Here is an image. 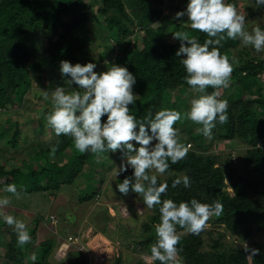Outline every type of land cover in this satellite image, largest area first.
Returning a JSON list of instances; mask_svg holds the SVG:
<instances>
[{"label": "trees", "instance_id": "1", "mask_svg": "<svg viewBox=\"0 0 264 264\" xmlns=\"http://www.w3.org/2000/svg\"><path fill=\"white\" fill-rule=\"evenodd\" d=\"M99 1L97 10L104 17V38L101 36L104 44L99 52L104 62L101 65L92 56H86V51L93 42L86 29L91 7L95 5L93 2L0 0V113L9 104H13L15 98L22 101L34 79L38 83L44 82L42 76L45 74L49 76L47 87L51 91L56 86L69 85L66 77H62L57 71L61 60L72 63L93 61L98 65V69H94L98 72L106 70L112 63L126 66L136 77L133 91L138 95L129 110L138 119L142 120L150 112L154 114L164 107L176 108L182 112L184 104L189 107L188 98L200 93L190 91L194 88L184 80L186 73L180 63L181 58L175 55L180 41L172 33L178 30L188 31L190 35H196L201 43L206 38V33L185 25L183 22L187 18L176 23L166 21L163 26L155 27L154 21L165 10L163 0L159 1L160 5H156L154 0ZM181 2L186 6L187 0H170L167 7L173 9ZM136 25L142 27L143 35L138 36ZM169 28L171 31L167 32ZM169 37L175 40L172 41ZM238 43V39H226L221 47L222 53L230 58L235 57L230 83L223 87L224 93L232 89L235 97L219 95L220 86L215 89L209 86L207 91L215 90L218 98L226 99L229 105L228 120L222 124L217 122L212 129V138L235 137L248 144L244 154L239 157L240 165L233 162L232 155L223 159L220 155L208 153L212 143L206 142V136L201 130L190 131L189 128V136L181 137V140L189 146L194 143L193 147L189 148L182 160L175 164L169 162L170 167L163 176L158 175V183L167 181L169 185L167 191L161 194L162 199L171 198L179 202L196 197L202 202L212 203L218 200L223 204L221 214L217 216L213 213V218L208 219L212 220L209 224L213 227L206 226L199 234L178 232L181 235L176 255L179 264H264V244L253 241L254 236L264 237V98L261 79L264 57L263 53L256 50L254 52L247 47L239 48ZM117 53V57L112 59ZM50 66L52 70L49 69ZM75 86L73 84V88ZM175 91L180 92L177 97ZM249 92L258 94L249 95ZM46 101L52 107L51 97ZM50 110L47 109L46 112ZM6 121L12 124L10 128L13 131H7L0 125V148L10 151V158L16 165L0 159V188L8 183H15L24 196H27L35 191L48 193L51 190L58 191L66 184H76L77 196L81 202L101 196V177H95V172L90 169H85V175L82 174L85 163L95 156L94 153H80L75 149L72 138L62 134L34 151L32 157H29L31 161L25 160L18 155L25 150L23 145L28 142L30 129L24 131L20 127V120L17 118L14 121L11 115L7 116ZM186 121L182 120L184 123ZM68 145L74 147L72 154L63 162L57 160L59 155L65 153ZM115 155L117 159L121 158L119 150ZM129 170L122 173V179L131 173L132 169ZM183 174L190 177L191 187L185 188L183 184L171 187L172 180ZM228 187L232 188V193ZM158 209L159 205L154 206V211L140 223V232L132 235V243L134 242L135 247L139 246L140 252L150 254L151 246L156 242ZM52 215L57 218L55 214ZM40 221L42 216L37 215L35 225L28 229L32 239L23 246L17 243L12 227L4 222L0 223V226L6 225L9 228L5 231L7 234L0 232V248L4 250L0 254V261L5 264H51L48 257L55 249V241L52 239L41 241L39 248H36V259H31V245L35 242L36 228ZM217 224H222L225 229L214 228ZM105 226L100 231L106 233ZM127 227L131 234L130 227ZM229 236L235 239L231 241ZM253 248L259 250L254 255L250 252ZM86 257L87 255L80 253L68 263L57 264H87ZM113 264H125L123 257H116ZM132 264H160V261H135Z\"/></svg>", "mask_w": 264, "mask_h": 264}, {"label": "clouds", "instance_id": "2", "mask_svg": "<svg viewBox=\"0 0 264 264\" xmlns=\"http://www.w3.org/2000/svg\"><path fill=\"white\" fill-rule=\"evenodd\" d=\"M254 3L258 8L264 7V0H254ZM181 17H187L191 29L206 33L203 43L188 31L172 33L180 41L175 55L181 58L186 73L184 80L200 93L191 98L185 111L164 107L138 119L129 110L138 95L133 91L136 77L126 66L112 63L98 72L93 61L61 60V76L66 77L69 85L76 86L71 91L56 86L50 94L52 108L46 114L47 125L56 136H70L80 153L91 152L99 158L102 153L120 151L121 161L113 174L118 177L129 168L132 171L115 188L125 196L130 192L140 194L149 209L159 205L156 242L151 246L150 255L160 264H179L176 255L181 235L177 226L185 232L199 234L213 213L219 216L223 211V204L218 200L207 203L192 197L176 202L161 198L169 185L167 181L158 183V174L166 173L169 162L175 164L185 158L190 147L181 140L180 129L174 125L180 120H191L201 125L203 135L210 138L217 122L222 124L228 120V101L219 99L215 90L207 91L209 86L227 87L230 82L235 57L221 52L223 41L238 39L257 52L264 51V28L256 25L247 30L245 14L229 0H187L185 8L175 12L174 19ZM44 96L48 99L49 93L45 91ZM181 184L191 187L190 177L176 176L171 187ZM3 191L17 197L22 194L15 183H8ZM8 204L9 198L0 196V219L12 227L17 243L23 246L32 237L23 219L2 211ZM258 251L253 248L250 252L254 255ZM31 259H36L35 254Z\"/></svg>", "mask_w": 264, "mask_h": 264}, {"label": "rangeland", "instance_id": "3", "mask_svg": "<svg viewBox=\"0 0 264 264\" xmlns=\"http://www.w3.org/2000/svg\"><path fill=\"white\" fill-rule=\"evenodd\" d=\"M95 5H92V11L90 19L87 23V31L92 37L93 42L91 46L86 51V56L96 59L98 64H103L104 60H101L99 52L103 49L104 39L103 37V26L104 17L101 16L97 10L100 1L97 0H87ZM160 0H154L156 5H160ZM165 3V10L163 13L154 21V26H163L166 24V21H183L181 17L179 20L174 19L175 12L185 8V5L177 3L173 9H168L167 5L170 0H163ZM238 11L245 14L246 21L245 27L247 30L259 25L264 28V7L258 8L254 0H232ZM164 5V4H163ZM185 25L187 22H183ZM138 36L144 34V30L140 25L135 27ZM170 28L167 29V32H170ZM102 36V37H101ZM104 38V37H103ZM170 40H175L173 37H169ZM112 41V40H111ZM108 41L106 40V43ZM114 42V41H112ZM111 42V43H112ZM239 48H249L255 52L251 46H246L241 44L240 40L237 45ZM259 53H263L261 51ZM257 54V53H256ZM118 53L114 56L115 59ZM98 66V65H97ZM49 69L52 70L50 66ZM98 69V67H97ZM57 71L58 68H57ZM60 73V71L58 72ZM43 77L44 82L38 83L36 79L33 80V84L27 90L23 100L15 98L13 104H9L7 108L2 110L0 113V125L3 129L7 131L11 129V123L7 122V116L11 115V118L15 121L17 118L20 120V127L25 131L30 129L28 135V142L25 143L24 151L19 153V157L31 161L29 157H32V153L40 148L41 145L52 142L56 139V134L54 131L47 125L46 121V112L47 109H51V105L46 101L44 93L47 91L49 93V98L51 97V90L48 86L49 76L45 74ZM261 79L263 80V95L264 98V72L261 74ZM230 83V82H229ZM66 91L73 90V85H64ZM190 91H196L192 89ZM179 91H175V96L177 97ZM249 95H256L258 93ZM219 95H228L231 98L235 97L232 89L224 93L222 86L219 87ZM223 96V98L225 97ZM227 97V96H226ZM182 102L183 97L181 96ZM191 98H188V104ZM182 107L184 111L188 108L187 106ZM181 109V108H180ZM176 126L180 129V138L189 136L190 131H199L201 129L200 125L196 124L191 120H187L185 123L182 120L176 122ZM184 127V128H183ZM185 128H188L187 130ZM56 137V138H55ZM216 138V139H215ZM212 138V136L206 137V142L210 145V148L207 150L208 153H213L220 155L223 159L232 155V160L235 164H239V157H241L248 144L244 141H241L238 138H227V139H218V137ZM215 139V140H214ZM219 140V141H218ZM192 143V142H191ZM262 142H260L261 144ZM194 143L189 147H193ZM5 147L4 145H2ZM73 146L68 145L66 147L65 153L59 155L57 160L63 162L66 160V157L72 154ZM0 159L7 161L9 164H15V161L10 158V151L6 152L0 148ZM116 152H106L100 154L99 158L97 155L88 160L83 168V173L85 175V169H90L95 172V177H101L100 189H102L101 196L99 198H93L90 201L81 202L77 196L76 184L63 185L58 191H49L48 193L43 191H35L27 196H24L22 193L19 197L3 191V187L0 188V196H7L9 198V204L4 206L2 211L5 214H11L20 219H23L27 225V228L33 227L34 219L37 215L42 216V221H40L36 228V239L35 242L31 245L30 255L36 253V248H39V243L46 239H52L55 241L54 250L50 253L48 261L51 264H57L59 262L68 263L75 259L78 254H85L88 257L87 264H113V261L116 257L121 255L125 264H132L135 261H144L145 263L152 262L151 255L146 252H140L138 249L139 246L135 247L134 242L132 243V235L140 232V223L144 218H147L151 212L154 211V207L149 209L144 203L143 199L139 194L129 193L127 196L122 193H117L115 185L122 180V173L115 177L113 174V169L116 166H119L121 158L117 159ZM230 154V155H229ZM21 158V159H22ZM33 160V159H32ZM18 164V163H17ZM128 171H130L128 169ZM160 175V174H158ZM163 176V175H161ZM85 176L83 177V179ZM227 181V180H226ZM228 190L232 193V188L228 187ZM141 197V199H140ZM55 214L57 220H50V215ZM213 218V215L210 216ZM212 220L207 221V226H211ZM0 223H3V220L0 219ZM54 223V224H53ZM106 225V226H105ZM127 225L130 227V233ZM105 226L106 233L100 231ZM213 227V226H211ZM0 232L8 231L9 228L5 226H0ZM4 228V229H3ZM214 228L219 230H224L225 227L220 225H215ZM184 231L181 227L177 226V232ZM71 232V233H70ZM6 233V232H5ZM7 234V233H6ZM5 234V235H6ZM67 235H74L72 244L70 245L68 251L61 258L58 254V249L61 245V240ZM138 236V235H137ZM1 239V237H0ZM95 240L97 245H100V249L94 247L90 244V241ZM235 238L229 236V240L233 241ZM253 241H259L264 244L263 236H254ZM107 240L108 242H106ZM237 240V239H236ZM250 242L249 240H247ZM58 244V246H56ZM246 245V243H244ZM250 245H248L249 247ZM71 249V251H69ZM250 249V248H249ZM4 250L0 248V254L2 255ZM76 251V252H74ZM78 253V254H77ZM250 254V253H248ZM86 257V258H87ZM0 264H5L0 261Z\"/></svg>", "mask_w": 264, "mask_h": 264}, {"label": "built area", "instance_id": "4", "mask_svg": "<svg viewBox=\"0 0 264 264\" xmlns=\"http://www.w3.org/2000/svg\"><path fill=\"white\" fill-rule=\"evenodd\" d=\"M53 220H56L54 215H51ZM74 235H67L61 240V245L58 249V254L61 255L60 257L63 258V255L68 251L70 245L72 244V240ZM63 252L64 254H61Z\"/></svg>", "mask_w": 264, "mask_h": 264}, {"label": "bare ground", "instance_id": "5", "mask_svg": "<svg viewBox=\"0 0 264 264\" xmlns=\"http://www.w3.org/2000/svg\"><path fill=\"white\" fill-rule=\"evenodd\" d=\"M105 241L108 242L107 240H105ZM90 244H92V245H93L94 247H96V248L99 246L98 248L100 249V245H97L96 242H95V240L93 241V239H92V240L90 241Z\"/></svg>", "mask_w": 264, "mask_h": 264}]
</instances>
